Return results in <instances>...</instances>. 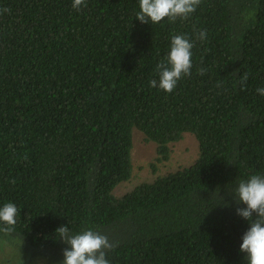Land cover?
I'll use <instances>...</instances> for the list:
<instances>
[{
    "label": "trees",
    "instance_id": "obj_1",
    "mask_svg": "<svg viewBox=\"0 0 264 264\" xmlns=\"http://www.w3.org/2000/svg\"><path fill=\"white\" fill-rule=\"evenodd\" d=\"M72 3L0 0V207L21 209L0 232L16 260L0 264H61L62 225L117 242L110 264H247L250 223L232 194L264 175V0H202L187 20L156 24L136 19L139 0ZM174 35L194 43L193 67L167 93L149 81ZM133 129L156 163L183 134L198 155L115 197Z\"/></svg>",
    "mask_w": 264,
    "mask_h": 264
},
{
    "label": "clouds",
    "instance_id": "obj_2",
    "mask_svg": "<svg viewBox=\"0 0 264 264\" xmlns=\"http://www.w3.org/2000/svg\"><path fill=\"white\" fill-rule=\"evenodd\" d=\"M201 2L202 0H139L136 19L144 24L149 21L156 24L165 19L170 22H175L178 18L187 20ZM86 6V0H73L72 7L77 11ZM197 38L206 40V30L199 31ZM193 47L194 43L185 36H172L167 57L156 65L159 78L150 80V86L172 93L183 77L191 75ZM198 71L203 74L205 69L200 68ZM247 80L248 73L244 72L239 80L242 89ZM257 92L264 96V88H258ZM232 195L238 204L246 205L245 208H237V215L250 223L242 236L240 251L246 253L247 264H264V175L253 174L247 180L239 181ZM20 210L11 202L0 207V225H3L0 232L10 234L15 231ZM56 234L69 246L63 251L64 259L61 264H110L107 254L117 247V242L92 229L73 233L68 226L62 225L56 229Z\"/></svg>",
    "mask_w": 264,
    "mask_h": 264
},
{
    "label": "rangeland",
    "instance_id": "obj_3",
    "mask_svg": "<svg viewBox=\"0 0 264 264\" xmlns=\"http://www.w3.org/2000/svg\"><path fill=\"white\" fill-rule=\"evenodd\" d=\"M131 141V176L127 182L116 187L113 191L115 197L123 196L141 184L151 183L157 177L188 167L198 155V145L191 134H183L178 142L169 145V158L162 163L155 162V144L146 141L139 131L132 130ZM5 246L0 253V263H2L3 259L15 261L17 256L13 251V245Z\"/></svg>",
    "mask_w": 264,
    "mask_h": 264
}]
</instances>
